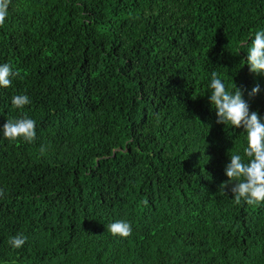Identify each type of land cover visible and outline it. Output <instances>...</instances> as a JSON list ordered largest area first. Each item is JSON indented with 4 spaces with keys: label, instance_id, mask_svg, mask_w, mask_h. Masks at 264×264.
Here are the masks:
<instances>
[{
    "label": "trees",
    "instance_id": "obj_1",
    "mask_svg": "<svg viewBox=\"0 0 264 264\" xmlns=\"http://www.w3.org/2000/svg\"><path fill=\"white\" fill-rule=\"evenodd\" d=\"M258 30L264 0H11L0 65L23 79L0 86V264H264V203L221 189L247 133L209 100L215 71L264 120ZM25 114L35 141L5 138Z\"/></svg>",
    "mask_w": 264,
    "mask_h": 264
},
{
    "label": "clouds",
    "instance_id": "obj_2",
    "mask_svg": "<svg viewBox=\"0 0 264 264\" xmlns=\"http://www.w3.org/2000/svg\"><path fill=\"white\" fill-rule=\"evenodd\" d=\"M10 4L11 0H0V26L5 23ZM247 52L246 63L250 72L257 74L264 72V30L255 32ZM16 77L23 79L19 70H14L9 63L0 65V86L10 87L12 79ZM209 87L211 89L209 100L216 109V122L237 128L243 127L247 133V146L243 148V154L230 155V163L225 166V174L229 179L221 184V189L231 184V192L238 204L242 200L251 206L264 203V120L258 111H250V104L244 98L245 89L235 84L234 90L230 91L215 71L211 74ZM259 92L260 86L256 85L248 92V96L254 97ZM30 103L31 99L27 94L12 97L14 108L23 109ZM36 135V121L27 114L19 119H8L3 124V136L12 141L23 139L32 143ZM45 151V146L41 145V153ZM4 195V190L0 189V198ZM107 229L113 236L124 238L132 233L130 222L125 220H117L107 225ZM26 240V236L17 234L9 238V244L18 249Z\"/></svg>",
    "mask_w": 264,
    "mask_h": 264
}]
</instances>
